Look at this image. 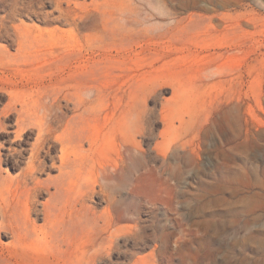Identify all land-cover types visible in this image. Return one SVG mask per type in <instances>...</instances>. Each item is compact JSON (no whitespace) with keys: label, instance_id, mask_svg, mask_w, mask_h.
Segmentation results:
<instances>
[{"label":"rangeland","instance_id":"rangeland-1","mask_svg":"<svg viewBox=\"0 0 264 264\" xmlns=\"http://www.w3.org/2000/svg\"><path fill=\"white\" fill-rule=\"evenodd\" d=\"M172 1L0 0V264H264V0Z\"/></svg>","mask_w":264,"mask_h":264},{"label":"bare ground","instance_id":"bare-ground-1","mask_svg":"<svg viewBox=\"0 0 264 264\" xmlns=\"http://www.w3.org/2000/svg\"><path fill=\"white\" fill-rule=\"evenodd\" d=\"M222 4V3H221ZM171 6H172V10L169 11L167 13V15L169 17H171V20L174 19V15L176 14V11L174 10V8H176L177 6V2H175V0H173L171 2ZM162 13L161 11H159L157 14H160ZM0 34H1V26H0ZM16 88V87H15ZM23 94V93H22ZM43 97V96H42ZM61 102V100L58 98V99H55V98H48L46 100V98H40L37 99V100H34L32 98H29L27 96H24V95H21V94H17L15 96H11L10 98V104H9V109H12V110H15L18 114V123L22 121H24L25 119H23V114L25 113V116H26V119L28 118V120L32 119L34 115H36L38 117V124H39V127H38V130H39V134H38V145L34 148V145H33V148L31 151H33L32 154V158L35 157V154L37 151H39V147L40 146H43L45 147L46 145H49L51 144V142L53 143H59L61 144L62 146V152H63V156H62V160H61V165L58 167L61 169H64V168H67L69 165H72V164H76L78 162L76 161H79L78 159L76 160V158L74 159L75 161H72V160H69V158L71 159V156H73L74 154H78L77 152H74V151H71L72 148L74 147H77L76 145H74L73 141H75L76 139H78L79 137V132L74 128V127H71V126H68L66 125L65 127H63V131H62V134L60 133V135L58 136H55V133H57L59 131V129L61 127H57L55 125V123L57 121H60L63 117H64V113L62 112L61 114H59V110L54 112V110H56V107H58L59 103ZM66 103V102H64ZM63 104V103H62ZM20 106L21 108L18 109L17 107ZM62 107V106H61ZM66 107V106H65ZM71 107V106H70ZM68 108V107H67ZM77 108V107H76ZM74 109V108H73ZM76 111V110H74ZM7 115V114H6ZM14 115V114H13ZM12 116V115H11ZM63 120H65V117L63 118ZM61 122V121H60ZM27 123V122H25ZM63 123V122H62ZM16 124H17V121H16ZM19 125V124H18ZM63 125V124H62ZM65 125V123H64ZM33 126V125H32ZM36 126V125H35ZM34 126V127H35ZM61 126V125H59ZM22 128V127H21ZM23 129V128H22ZM34 129V128H33ZM21 130V129H20ZM37 131V130H36ZM29 132V131H28ZM28 132H27V135H28ZM37 133V132H36ZM25 138V137H24ZM34 139V140H35ZM32 144V143H31ZM24 147V146H23ZM49 148L50 145L48 146ZM30 148V147H29ZM41 149V148H40ZM27 150V149H25ZM41 151V150H40ZM47 152V151H46ZM19 154V153H18ZM23 154V153H22ZM31 156V155H30ZM39 157V156H38ZM53 157V156H52ZM61 157V156H59ZM27 158V157H26ZM40 158V157H39ZM38 158V160H39ZM54 158V157H53ZM29 159V157L27 158ZM42 159V158H41ZM55 159V158H54ZM35 160V159H34ZM32 162V161H31ZM41 161H39V164H40ZM27 163V162H26ZM34 164V163H33ZM36 164V162H35ZM43 164V163H42ZM41 164V165H42ZM78 165V164H77ZM35 165H31V167L33 168ZM49 166V165H48ZM56 166V165H54ZM36 168H38V166L36 165L35 166ZM46 168V167H45ZM54 168V167H53ZM25 169V168H24ZM29 169V168H28ZM32 170V169H31ZM38 170V169H37ZM58 170V169H57ZM66 170V169H65ZM30 170H28V173H29ZM39 171V170H38ZM26 172V170H25ZM31 172V171H30ZM42 172V171H41ZM60 172V171H59ZM71 172V171H70ZM27 173V175H28ZM65 173V172H64ZM72 173V172H71ZM69 174V175H73V174ZM31 174V173H30ZM37 175V173H35ZM24 174H22L23 176ZM63 175V174H62ZM65 175V174H64ZM63 175V176H64ZM29 176V175H28ZM67 177V176H66ZM36 178V177H35ZM26 179H29L26 178ZM30 179H34V173L33 175L31 176L30 175ZM41 183V182H40ZM54 183V181H53ZM35 184V183H34ZM38 185V184H37ZM34 186V185H33ZM44 186V185H43ZM56 187V186H55ZM38 188H40V185L38 186ZM43 188V187H42ZM47 189V188H46ZM34 190V189H33ZM43 190H45L43 188ZM39 191V189H38ZM46 191V190H45ZM39 193V192H38ZM32 195V193H31ZM36 195V194H35ZM34 195V196H35ZM36 197V196H35ZM34 197V198H35ZM54 197V196H53ZM29 202V201H28ZM38 203V202H37ZM78 203V201H77ZM32 204V203H31ZM34 205V204H33ZM31 206V205H30ZM49 206V205H48ZM28 207V206H27ZM32 208V207H31ZM35 209V208H34ZM31 210V209H30ZM30 216V214H28ZM54 219V218H53ZM51 219V220H53ZM53 223V221H51ZM50 222V223H51ZM47 225H49L47 223ZM56 226V225H55ZM79 226V225H78ZM76 226V228L78 227ZM52 227V226H51ZM56 240V239H55ZM61 243V242H60ZM63 243V242H62ZM66 243V242H65ZM63 243V244H65ZM44 246V243H42ZM59 244V243H58ZM72 244H70L71 246ZM66 246V245H65ZM63 246V247H65ZM69 247V246H68ZM77 247V246H76ZM55 248H58V247H55ZM54 248V249H55ZM99 248V247H98ZM41 249H43L41 247ZM92 249V247H91ZM58 250V249H57ZM67 251V250H66ZM93 251V249H92ZM56 253V252H55ZM65 253V252H64ZM89 253V252H88ZM92 253V252H91ZM48 254V253H47ZM68 254V253H66ZM55 255V254H54ZM72 255V254H71ZM105 255V254H104ZM50 256V255H49ZM67 256V255H65ZM88 256V255H87ZM54 257V256H53ZM52 257V259H53ZM99 257V256H98ZM97 257V259H98ZM61 258V257H60ZM100 258V257H99ZM104 259V258H103ZM61 260V259H60ZM64 261V260H63ZM170 261L172 263H174L175 261V258L174 256L171 257ZM86 262V261H85ZM57 264H81V261L80 259L76 260V261H73L71 263H68L67 261H59Z\"/></svg>","mask_w":264,"mask_h":264}]
</instances>
